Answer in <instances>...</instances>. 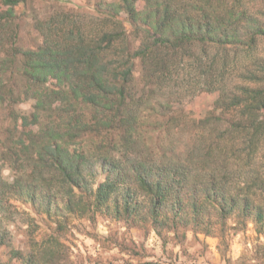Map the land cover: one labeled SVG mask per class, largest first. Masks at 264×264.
I'll list each match as a JSON object with an SVG mask.
<instances>
[{
	"label": "trees",
	"instance_id": "16d2710c",
	"mask_svg": "<svg viewBox=\"0 0 264 264\" xmlns=\"http://www.w3.org/2000/svg\"><path fill=\"white\" fill-rule=\"evenodd\" d=\"M26 1L0 0V222L22 211L28 224L29 252L11 248L12 258L67 259L58 233L36 238L30 210L58 230L60 213L100 212L159 235L190 228L223 237L229 219L235 230L247 218L263 224L264 7L59 5L34 23L40 44L22 48L7 29ZM198 95L210 107L190 114L176 103ZM27 100L28 113L15 109ZM6 240L0 223V246Z\"/></svg>",
	"mask_w": 264,
	"mask_h": 264
},
{
	"label": "rangeland",
	"instance_id": "374dc122",
	"mask_svg": "<svg viewBox=\"0 0 264 264\" xmlns=\"http://www.w3.org/2000/svg\"><path fill=\"white\" fill-rule=\"evenodd\" d=\"M93 3L95 0H27L12 8L15 11L14 20L7 31L15 27L20 47H35L41 42L40 34L34 28L37 19L48 18L59 5L66 11L84 6L90 9ZM249 6L253 12L264 7V0H256ZM260 21L264 23V16L260 17ZM203 97L198 95L192 99L187 96L176 103L192 114L193 110L210 107V103L206 102L208 99L203 100ZM31 104L32 100H27L16 105L15 109L28 113ZM0 114L5 116L0 120L6 119L5 110H1ZM4 174L7 175V172L4 171ZM96 180L101 181L102 177L97 176ZM30 213L34 216L36 238L51 232L58 233L67 256L65 264H264V222L259 230L260 227L257 229L248 218L246 225L236 230L229 227L234 225L235 220L229 219L225 235L220 237L196 234L190 228L176 233L162 230L159 235L148 223L133 224L100 212L93 219L60 213L59 219L66 221H62L58 230L59 224L54 222V218L49 219L32 210ZM23 217L26 214L19 211L12 220L2 218L0 222L9 236V240L0 246L1 264H20L19 260L11 257V248L29 252L25 238L28 224L22 222Z\"/></svg>",
	"mask_w": 264,
	"mask_h": 264
}]
</instances>
